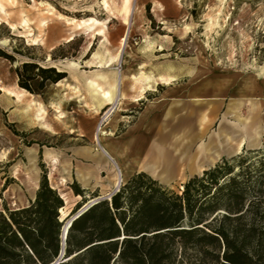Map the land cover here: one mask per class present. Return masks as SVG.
I'll list each match as a JSON object with an SVG mask.
<instances>
[{
	"label": "rangeland",
	"instance_id": "1",
	"mask_svg": "<svg viewBox=\"0 0 264 264\" xmlns=\"http://www.w3.org/2000/svg\"><path fill=\"white\" fill-rule=\"evenodd\" d=\"M126 2L0 0L2 206L13 208V197L6 189L15 190L14 198L21 205L35 198L39 187L34 191L28 177L32 150L40 186L43 168L49 173L48 148L60 156L61 174L64 167L71 171L64 186L70 193L63 207L67 215L83 200L76 196L73 182L88 187L87 200L94 194L100 196V188L84 186L78 178L81 172L102 184V177L109 174L94 156L97 143L106 140L97 139L98 128L109 126L111 130L108 122L117 117L125 121L113 131L114 137L124 135L147 103L160 97L164 86L158 82L169 84L184 72L202 81L216 77L218 82L234 83L247 76H264V0H132L128 41L120 56L128 27L122 12ZM25 62L56 67L66 77L57 83L47 81L39 90L41 78L30 79V72L23 70ZM118 73L122 74L124 99L108 118L111 104L103 102L104 93L114 88ZM20 79L40 93L23 88ZM147 83L150 89L144 92ZM231 104L232 122L241 124L252 116L242 111L244 100L233 98ZM220 110V104L211 103L205 115H200L207 119L200 122L207 121L217 130L224 119ZM160 142L148 137L152 146L160 148ZM249 155L252 160L264 156V147ZM186 180L175 178L164 185L180 191Z\"/></svg>",
	"mask_w": 264,
	"mask_h": 264
},
{
	"label": "trees",
	"instance_id": "2",
	"mask_svg": "<svg viewBox=\"0 0 264 264\" xmlns=\"http://www.w3.org/2000/svg\"><path fill=\"white\" fill-rule=\"evenodd\" d=\"M23 70L41 78L39 90L66 77L35 62ZM20 85L40 93L23 79ZM260 150L224 157L180 191L137 172L77 216L65 242L63 227L86 192L71 184L83 200L62 219L65 201L43 168L28 205L0 210V264H51L62 250L56 264H264V156L249 155Z\"/></svg>",
	"mask_w": 264,
	"mask_h": 264
},
{
	"label": "crops",
	"instance_id": "3",
	"mask_svg": "<svg viewBox=\"0 0 264 264\" xmlns=\"http://www.w3.org/2000/svg\"><path fill=\"white\" fill-rule=\"evenodd\" d=\"M181 76L179 79L173 77L169 84L158 82V85L164 86L160 97L147 103L144 111L124 135L114 137L115 134H113L114 136L107 137L103 143L97 141L94 156L102 167L108 169L109 174L107 177H102L104 183L101 184L100 180L92 182V176L78 172V178L84 186H89L91 189L100 188L98 191L100 196L91 197L82 208L92 199L111 195L115 191L120 183L119 170L125 172L124 181L133 174L144 171L153 178L164 181L160 182L165 184L175 178L188 179L195 174H200L224 157H231L244 150H257L264 147V76H247L236 83L229 80L218 82L216 77H209L208 80L202 81L200 78L191 77L188 72L182 73ZM233 98L244 100L246 106L242 111L246 116L252 115L241 124L229 120L234 113L231 104ZM251 101L255 104L250 106ZM211 103L220 104V114L224 116L217 130H213L207 121L200 122L207 119V117L202 119L200 115L206 113ZM213 112L217 113L215 109ZM122 121L125 120L120 119L116 128ZM152 136L161 141L160 148L152 146L151 143L148 144V137ZM202 146L212 147L211 154L214 158L205 161L202 166H197L193 163L199 162L200 156L196 160L193 157L200 152ZM216 151H219L218 156ZM32 153L34 157L28 177L35 191L39 187L38 169L35 162L36 154L33 150ZM155 154L166 155L170 165L152 167L150 161ZM46 157L49 161L50 183L58 189L67 203L70 193L64 186L71 179V171L64 167L61 174V159L54 149L48 148ZM57 173L59 176H56ZM7 192L13 197L12 206L15 209L30 203L28 200L23 205L19 204L17 198H14L16 196L14 189H6L5 193ZM32 196L34 197V193ZM76 196L81 197V195ZM2 209L0 199V210ZM61 212L64 219L67 213L64 208Z\"/></svg>",
	"mask_w": 264,
	"mask_h": 264
},
{
	"label": "bare ground",
	"instance_id": "4",
	"mask_svg": "<svg viewBox=\"0 0 264 264\" xmlns=\"http://www.w3.org/2000/svg\"><path fill=\"white\" fill-rule=\"evenodd\" d=\"M123 6H125V9L122 11L125 14L124 22H125V24H127L128 27H127V29H126L123 37H122V46H121L120 51H119V55L120 56L122 55V53L124 51V45L126 44V41H128L127 38H128V33H129V30H130V26H131V16L133 14L132 0H127V2L125 4H123ZM147 77H148V79H153V77L151 75H148ZM122 81H123L122 80V74L118 73L114 88L112 90H110V91H105V93H104L105 100H103V102L104 101L106 102V100H107L108 101L107 103L111 104V107L109 108V110L106 113L108 118L112 114L116 113L117 109L120 108L121 105H122V102H123V99H124V92L122 91V84H123ZM166 81H167V83H169L168 80H166ZM148 85H149V83H147L146 86L143 87V91L144 92L147 89L148 90L150 89L148 87ZM117 122H118V118L117 117H114L112 120H110L108 122V125H111V127H112L111 130H109L107 128L109 126H100L98 128V132H97V134H98L97 139L98 140H100V139L104 140L105 138L113 135V131L115 130V128L117 126ZM212 152H213V148L212 147L204 148V146H202L200 152L198 153L199 155L196 154L193 157L196 160L197 157L200 156L199 162L195 161L196 164L195 163H193V164L197 165V166H202L205 163V161L212 160L214 158L213 154H211ZM215 153H216V156L219 155V151H216ZM150 162H151L150 165L152 167H158V166L160 167V165L168 167L170 165V161H169L168 157L166 155H164V154H155L152 157ZM121 171H122V173H121ZM121 171L119 170V181H120V183H119L118 187L123 182V178H124V174H125V172H123V170H121ZM96 199H98V198L92 199L91 202L89 201V203L87 205H89L90 203H92ZM69 223H70V221H67V223L65 224V227H64L65 230L63 231V236H65V231H66V229H68L67 225ZM67 233H68V231L66 232V234Z\"/></svg>",
	"mask_w": 264,
	"mask_h": 264
},
{
	"label": "water",
	"instance_id": "5",
	"mask_svg": "<svg viewBox=\"0 0 264 264\" xmlns=\"http://www.w3.org/2000/svg\"><path fill=\"white\" fill-rule=\"evenodd\" d=\"M118 189H119V187H117V188L115 189V191H113V192L111 193V195H109V196H108V195H105V196H103V197H99L98 199H96L95 201H93L92 203H90L89 205H87V206L81 208V209H80L75 215L71 216V217H70V223L67 225L68 229H66V231H65L64 242H65V239H66V237H67L66 232L69 230V228H70V226H71L73 220H74L77 216H79L81 213H83L84 211H86L89 207H91L93 204L99 202L100 200H102V199H106V198H111V196H112V195H113ZM64 227H65V225H64ZM64 227H63V231L65 230ZM63 256H64V250H62V253L60 254V256H59V257H58L53 263H51V264H56V263H58V262L63 258Z\"/></svg>",
	"mask_w": 264,
	"mask_h": 264
}]
</instances>
